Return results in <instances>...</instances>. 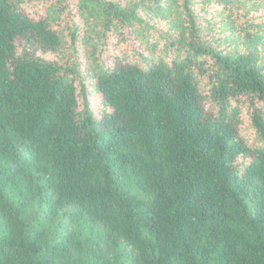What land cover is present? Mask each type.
I'll return each instance as SVG.
<instances>
[{
  "label": "trees",
  "instance_id": "16d2710c",
  "mask_svg": "<svg viewBox=\"0 0 264 264\" xmlns=\"http://www.w3.org/2000/svg\"><path fill=\"white\" fill-rule=\"evenodd\" d=\"M20 1L0 0V264H264V23L247 20L264 0H78L107 28L142 23L139 10L168 26L170 61L94 67L99 116L86 76L39 58L62 38ZM196 1L227 14L225 41L240 12L249 48L202 40Z\"/></svg>",
  "mask_w": 264,
  "mask_h": 264
},
{
  "label": "rangeland",
  "instance_id": "374dc122",
  "mask_svg": "<svg viewBox=\"0 0 264 264\" xmlns=\"http://www.w3.org/2000/svg\"><path fill=\"white\" fill-rule=\"evenodd\" d=\"M108 3L127 6L131 2H139L141 0H105ZM78 0H21L20 7L25 14L32 19L51 18V28L56 31L62 38V46L54 54L42 55L38 54L39 58L56 63L62 70L72 68L74 73L80 74V80L86 76L85 84L87 86L88 100L90 108L95 116H99L103 109L101 97L91 87L90 80L91 71L98 64L100 67H112L116 60H125L129 63L142 64L140 56L145 59L157 58L162 55L165 60L170 61L172 51L164 53V46L169 35L166 33L168 26L166 23L158 19L148 21L147 13L139 10V16L143 19L142 23L135 24L132 27H122L110 25L107 28V20H95L89 16L81 17L77 8ZM195 15L198 23H201L202 29L199 36L202 40L211 42L213 46H217L218 50L228 53H244L249 45L244 41L246 31L244 20L238 17V11H234L233 19L237 18L235 36L236 39L225 41L226 33H220L222 23L227 18V14L221 15L220 6L215 1L210 4L195 2ZM205 19V21H204ZM250 23H264V3L259 9V13L252 12L248 19ZM119 24V23H118ZM148 26L151 28L148 29ZM257 29L249 28V32H255ZM240 33V34H239ZM173 36V31H170ZM74 37V41L73 40ZM156 43L157 46L153 53L150 52V47ZM16 46L18 52H22L23 45L21 41H17ZM147 47H149L147 49ZM252 49L260 53V64L264 67V39L257 41L256 46ZM68 71V72H69ZM71 73V72H70ZM88 74V75H87ZM89 76V77H88ZM208 77L200 79L202 90H208ZM80 109L83 107L81 97H79ZM242 114V126L240 133L248 144L253 145L256 142L254 130L250 126L248 103L246 100L238 105Z\"/></svg>",
  "mask_w": 264,
  "mask_h": 264
}]
</instances>
